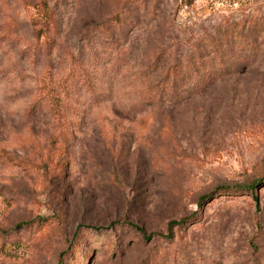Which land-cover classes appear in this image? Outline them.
<instances>
[{
    "label": "rangeland",
    "instance_id": "1",
    "mask_svg": "<svg viewBox=\"0 0 264 264\" xmlns=\"http://www.w3.org/2000/svg\"><path fill=\"white\" fill-rule=\"evenodd\" d=\"M38 1L0 0V264H264V0H45L47 55ZM229 31L236 72L171 78ZM79 66L93 93L57 119Z\"/></svg>",
    "mask_w": 264,
    "mask_h": 264
},
{
    "label": "trees",
    "instance_id": "2",
    "mask_svg": "<svg viewBox=\"0 0 264 264\" xmlns=\"http://www.w3.org/2000/svg\"><path fill=\"white\" fill-rule=\"evenodd\" d=\"M191 3V1L189 2ZM34 9L31 23L34 27V35L36 38L37 45L35 49L37 52H41L44 50V53L50 54L54 48L55 40L54 38L58 35L57 24L55 22L54 14L52 10L49 8L47 2L45 0H40L38 2H33L31 4ZM123 23V19L118 16L112 21L111 26L119 27ZM106 25L102 28V30L107 32ZM89 34H87L85 39H88ZM235 33L233 31H229L221 35L220 39H215V41L209 44L208 48L205 45L207 52H197L195 51L193 55L188 56L186 59L181 61L177 67L172 68L171 78L175 80L182 79H194L196 83V87L199 89H203L207 85H211L215 81L225 77L226 75L236 72L237 66L236 64L237 56L233 54V47L235 44ZM249 41L246 40V44ZM86 48L89 50V41L85 44ZM224 48V49H223ZM244 62L246 64L247 57L240 62ZM82 66H79V70L77 73L71 72V76L69 80H65L61 83L60 90L54 91L51 88H47L45 91V96L48 99L45 106L48 108V111L51 112V115L57 119L64 117V121H66V116L75 115L77 112V108L74 105V101L72 100V94L78 88L86 86V89L93 93L91 87V81L89 76V70H87ZM154 96L151 93L149 96V102L154 101ZM141 103H146V101H141ZM32 112L39 110L40 105H35L32 107ZM260 181L255 179L251 181L247 185H239L234 187H225L220 191L231 194L236 193L237 191H243L248 189L251 197L257 199V184ZM204 197L200 198V201ZM178 222H171L168 226V234H171L172 226L179 224ZM25 223H21L23 225ZM132 225V224H130ZM134 226V225H132ZM81 226L77 227V230ZM138 229L142 234V230L137 226H134ZM1 231V230H0ZM60 264V261H59Z\"/></svg>",
    "mask_w": 264,
    "mask_h": 264
}]
</instances>
